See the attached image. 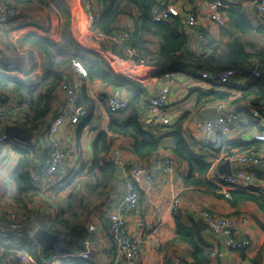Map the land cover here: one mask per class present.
<instances>
[{"label": "crops", "instance_id": "crops-1", "mask_svg": "<svg viewBox=\"0 0 264 264\" xmlns=\"http://www.w3.org/2000/svg\"><path fill=\"white\" fill-rule=\"evenodd\" d=\"M81 1L82 0H80L76 5V9L74 10V12L79 24V36L84 38L88 30L93 28V25L88 19L89 9H87L85 6H81ZM155 1L171 2L182 11H191L196 15L198 22L196 28L191 29V32H186L188 36L186 45L187 51L202 53L205 52L207 48L210 49L209 44H207V47H203L201 40L195 35V29H202L207 34L208 41L210 42L211 40H213L214 44L218 45V48L216 50L217 52H221L222 50H224V45L228 42L230 37V35L228 34L229 32H232V29L229 27L226 17L225 24L222 26L209 21L207 3L211 0ZM97 3L99 2L97 1ZM229 3L241 4L245 8L247 17L254 25L264 24V15L256 13L251 0H236ZM127 5L133 8L132 14L134 18L137 19L140 15L139 11L133 5ZM123 16H126L127 18V15L125 13H121L119 15V24L117 22L115 23L116 30L130 29L133 32V19L125 22V19L123 21L120 18H123ZM27 19L28 18L23 19L18 16L17 19L11 20L8 24H6V27H3L5 25L1 26V29L4 31H10L9 33H11L13 29L21 28L23 32L22 34H24L26 33L24 29L26 28L27 30L28 28V26H26V23L29 22ZM44 34H46V32H44ZM255 37L256 36L252 34L245 36L243 39L251 42L255 40L258 43L263 44L261 38ZM145 39L147 40L146 49L148 53L156 52L159 46L160 39L150 34L146 35ZM2 51L3 49L0 48V70L9 69L11 68V66H9L8 63H11L12 60L8 61L6 57H4ZM111 51L119 57L122 55L121 51L115 46L111 47ZM30 54L33 55V53ZM4 59L8 62H3ZM30 59H32V57ZM21 63H23L22 60ZM192 65L188 64L187 66L172 68L169 71L172 73V75H170L171 77L169 78L170 80L164 82L163 80L165 79L163 77V74H152L155 66H153L151 63H147V65L144 66L135 67L131 69V73L129 72L128 74H124V72L115 70L116 72H119L120 77H122V81L118 86L120 87L123 95L128 99V107L124 111H120V113L116 112L114 114H126L128 112V109L131 108V98L140 93V101L136 104L134 109L136 110L139 119L145 125V127L151 129L152 132L156 133V135L169 139L168 135L171 133V131H173L177 125H180L182 134L185 136V139L188 140L187 142L189 143L191 149L196 153L203 155L205 157V160L210 163L208 172L205 175V178L209 179L212 176L217 177L220 175H225L220 174L217 171V165L224 160L225 154L237 150L229 144L230 141L238 140L246 142L253 140L254 135L257 132L264 133V119H262V117H264V98L258 99L256 101V98L253 96L241 99V94L243 92L252 90L253 87L249 86V83L253 81L251 79H248L243 83L237 80H233L234 82H229L224 86L207 85L206 83L200 81V78L198 76V72L201 70V68H199L196 64ZM255 65L257 67V65L259 64ZM17 69H13L12 71H22L21 68L17 67ZM68 74L69 75L68 77H66L65 81H80L79 83H81L78 105L80 107H84L87 110V113L85 116L80 117L77 123L62 125L59 128V136L61 138L62 145L67 152V158L64 168L56 172L53 176L44 177L38 182L30 181L35 190L33 194L34 196H36L37 194L41 196L43 194L46 199L52 201L48 202V204L45 203L47 208H41L39 206L34 209V211L27 210L34 213L36 215L37 221H39L40 227L47 230L53 228L52 226L54 223L52 215L49 213V211H53L52 204H54L56 208L53 198L61 199V201L57 203L59 204V206H62V208H67L69 203H71L76 207L78 212H86V209H83L84 206L93 207L99 205L100 212L105 213L107 206L112 205L115 208L117 207L118 203L116 201V198H119L124 192V177L123 171L122 169H120V167H117L116 171L113 172L112 178H110V180L108 181L109 188L107 193L103 197L99 198L93 197L91 193L87 191V189L83 188V184L92 179L86 176H80L84 173V171H86L87 174L88 167L90 166L89 163H91V159L93 156V140L98 136L100 132L107 131L110 114L108 113L106 106H104L105 97L107 95V92L110 90V88L113 87V85L106 84L98 79H82L80 78L78 73L75 72V70L70 71ZM40 76L41 75H37L34 82H36L40 78ZM260 76H262L264 79L263 75ZM164 83L169 84L171 94L169 102L162 109L161 114L167 117L170 122L168 124H149L147 123L143 113L140 111V102L143 98L150 94L153 88ZM192 89H200L203 91L213 90L219 93L230 94V98L225 104L237 110L240 120L236 125L232 127L229 136L224 137L210 145H203L197 140L191 142V132L189 131V127H191L194 122L202 119L201 113L208 108L214 109L216 113V103H208L203 107L198 106L200 104L196 103V93L193 92ZM82 92H85L84 98L81 95ZM178 93L182 94V96L186 95V99L178 102V100H176L177 96H179ZM188 101H192L193 106L197 108L196 110L192 111L193 118L191 119V121L188 120L183 124L181 119L176 120L171 118V114L175 113L174 110L178 111L180 106L187 103ZM65 102L66 97L63 95L60 89H56L54 100L52 101V106L47 117L40 123L37 129L31 131L33 137L30 141L27 142L29 143L28 146L31 147L30 152L33 153L32 156L34 159V167H39L41 163L47 144L48 127L57 110ZM254 109H258L261 112L262 115L260 118L253 117L252 110ZM2 131L3 127L0 126V132ZM188 132L190 133L188 134ZM107 135L111 136L110 133H107ZM198 136L200 135L198 134L197 137ZM107 138L113 139V145L120 144L119 146L122 147V150L126 157L129 156L128 158H132L135 161L140 160V158H137L130 153L129 139L124 137ZM20 143L22 145H20ZM25 143L26 142L15 139V141L7 142L0 147V152L4 153L2 156L3 165L6 164L5 169H3V171H0V179L1 176H4V182H2L1 184H5V187L0 192L1 195L4 191H8L7 188L9 186L16 193L11 174L16 165V162L22 157V153L19 151V149H24L23 145H25ZM255 152H264L263 142L260 145L259 150ZM102 155L104 154L101 152L99 156L101 157ZM161 155H172L175 158V161L177 163L176 175L167 178L163 174L155 172L154 174L156 184L154 186V189L150 192H145L142 190V192L140 193V200L138 203V211L136 215L132 214L130 210H122V213L126 217V223L128 222L132 229L131 232L129 231V229L128 231L136 239H140L141 242L142 240L145 242V247L142 252L139 251V253L137 254L134 264H192V260L189 254V247L174 240L176 230L174 214H176L179 209V211H181V208L184 204H188L186 207L187 210L179 215L181 219L188 225H191L190 219H194L196 222V220L199 219L198 214L203 210L197 211L196 208H192L190 199L196 200L200 198L204 200V209L207 208V211H211L216 214H233L236 219H238L242 214H247L250 217L249 222L245 227H238L235 230V238H249L251 240V245L245 249L232 251L230 256H227L224 253L226 247L224 239L215 237L208 228L200 232L202 240L207 245H210L213 248V252L210 258V264H253L252 260L255 258L259 248L264 243V234L259 227V223L264 224V214L257 210L252 204H243L241 206H238L235 210H233V212L224 204L223 201L218 200L211 195H207L195 188L184 187L183 185L179 191L177 190V195H179L181 198V208L179 207L172 212L168 211L167 205L170 197L173 196V193H170L171 191L168 189V185L172 181L177 182L178 184H182L181 178L185 176L188 167L186 166L185 162H183V160L175 156L168 148H161L159 151L155 152L145 160L151 162L156 157ZM80 156H83V159ZM106 158L111 160L110 151L106 155ZM84 178H88V180H84L82 182V179ZM211 180L210 181L212 183L216 182L212 178ZM240 185L246 186L251 184L242 182L240 183ZM252 185L264 188V183L260 181H255V183ZM71 188L73 189V191H75L76 194H78L76 199L73 197V195L75 194H72L73 192L70 191ZM178 188L179 186H177L176 189ZM111 197L112 199H115L112 202L110 201ZM28 205L29 204H27V206ZM100 212L94 211L92 215L89 216L90 219L85 225V232L83 233V237L84 242L86 241L87 244L85 245L84 243L85 247L83 250L88 253L89 257L82 260L92 261L95 264H126L118 252L116 243L109 238V233L105 228L102 230L99 229L98 231L88 230L87 226L89 224H96L100 222V220L102 219V216H100ZM21 232H24L25 236H23ZM17 237L22 238L25 242L32 241L26 243H34L32 237L26 230L16 232V236H14L13 238ZM70 239L71 238H69V240ZM73 246L77 248V244L72 243V245L66 246L62 252L57 253H67L71 251L78 256V254L83 250H79L78 248L76 249ZM57 253L54 254L50 260H44V264H68L66 260L65 262L60 261L59 259L63 260V258H60L61 255ZM261 264H264V251L261 253Z\"/></svg>", "mask_w": 264, "mask_h": 264}, {"label": "trees", "instance_id": "trees-1", "mask_svg": "<svg viewBox=\"0 0 264 264\" xmlns=\"http://www.w3.org/2000/svg\"><path fill=\"white\" fill-rule=\"evenodd\" d=\"M4 2L15 9L18 7L14 5L21 7L33 3L47 6L52 4L57 14H59L58 32L62 41L56 40L55 37L40 34L37 31H28L20 36L19 41L22 45L32 46L43 54L46 70L36 82H28V79L24 80L19 76L9 75L0 70V90L9 89L12 94L11 97L16 99L15 103L23 106L19 112L14 111L15 106L13 104L9 106V110H2L0 112V126L17 124L30 131L37 129L51 109L56 89L66 80L68 73L74 70L73 57L84 65L87 79H98L113 86L120 85L122 77L110 69L98 54L82 44L84 38L79 36L76 15L69 0H10L14 5L6 0ZM157 3L159 2L155 0H96L98 6L96 5L93 11L95 16L92 24L93 28L104 34L115 31V23L119 15L123 13L122 4L133 5L140 15L137 19L132 15L134 25V31L131 34L132 45L138 52L147 56L148 63L155 66L153 75L163 74L174 67L187 66L188 64H196L201 69L264 65V24L254 25L247 17L245 8L241 4L227 3L225 8L222 9L228 20V25L232 29V32L228 34L230 37L224 45V50L217 52L218 45H215L214 41L211 40L208 41L210 47V49L207 48L208 51L194 53L186 50L188 36L183 30L179 17L170 16L159 21L153 19L152 8ZM23 14H25L24 11L19 9L18 16L22 17ZM17 18L15 17L13 20ZM35 23L28 22L26 26H34L40 29V24ZM148 34L160 39L158 49L154 53H148L146 49L147 40L145 36ZM252 34L256 36L255 38H261L263 44L255 40L251 42L243 39L245 36ZM13 69H17V67ZM248 79L253 80L249 83V86L253 88L250 91L243 92L241 99L249 96L255 97V101L264 98L263 77H249ZM233 80L238 81V79ZM233 80L230 82H234ZM193 92L196 93L195 101L200 104L198 105L200 107L208 103H227L230 98L228 93H219L213 90L195 89ZM139 94L131 98V108L128 109L126 114L121 115L110 112L107 131L100 132L93 140V156L86 174L92 180L83 184V188L87 189L93 197H103L107 193L108 181L117 169V165L106 158L114 143L113 139L107 137H124L129 139L130 153L137 158L147 159L161 148H168L175 156L183 160L188 167L185 176L182 177L184 187H192L211 195L223 201L232 211L243 204H252L264 214V188L253 185L242 186L240 184L226 186L212 183L205 178L210 163L205 160L203 155L191 149L182 134L180 125H177L171 131L168 135L169 139L158 136L151 129L145 127L134 109L140 101ZM81 95L84 98L85 92H82ZM4 98L6 97H0V105L3 104L2 100ZM13 113L18 114V117H7ZM185 116L186 113L181 118ZM107 133H110L111 136H108ZM229 144L238 151H258L262 142L255 139L246 142L232 140ZM25 145L27 147L19 149L22 157L16 162L11 175L16 191L14 198L20 204L21 209L27 211V203H23V198L28 195L30 198L28 201L32 203L35 190L28 174L29 167L34 163L33 153L30 152L29 143L26 142ZM101 152L104 155L100 157ZM72 194H75L73 197L76 199L78 194L75 192ZM83 209H86V212H78L76 207L69 203L67 208L58 206L53 208V211H49L54 220H52L54 222L53 228L49 230L68 240L71 238L67 244L59 243L45 248L36 241L33 244L26 243L32 241L25 242L22 238H13L16 235L5 233L4 236L0 237L1 255L3 258L10 257L7 259L17 264L20 261L19 253L28 254L32 257V263L30 264H44V260H50L54 254L62 252L66 246H70L72 243L77 244L79 250H83L85 247L83 237L85 225L90 219L89 216L94 211L100 212V208L99 205H96L93 207L84 206ZM29 212L31 211L25 213ZM100 216H102L100 222L105 225L104 227L108 231L106 227L107 213L100 212ZM174 221L176 224L174 240L189 247L192 264H210L213 248L202 240L195 225V220L190 219L191 225H188L181 219L179 214H174ZM259 227L264 234V224L259 223ZM21 234L25 236L24 232H21ZM263 251L264 243L252 260L253 264H261V253ZM57 254H64L67 258L63 260H66L68 264H95L92 261L82 260L71 251ZM3 258L0 260V264L5 260ZM59 260L61 261V259Z\"/></svg>", "mask_w": 264, "mask_h": 264}, {"label": "built area", "instance_id": "built-area-1", "mask_svg": "<svg viewBox=\"0 0 264 264\" xmlns=\"http://www.w3.org/2000/svg\"><path fill=\"white\" fill-rule=\"evenodd\" d=\"M236 0H212L207 3L209 21L219 26L225 24V15L222 9L226 4ZM256 13L264 15V0H251ZM82 6L89 9L88 19L93 24L94 8L96 0H82ZM152 16L156 21L165 20L170 16L180 18L183 30L191 32L196 28L198 22L196 15L187 11L184 12L171 2H159L152 8ZM18 17V10L7 5L4 0H0V26L8 24L13 18ZM132 31L130 29H118L109 33H102L95 28H91L84 36L83 44L89 45L98 52L100 49V57L108 63L114 65L115 70L131 73V69L147 65V56L138 52L132 45ZM195 35L202 42L203 47H207L208 36L202 29H195ZM115 46L122 55L119 57L111 51V47ZM110 49V51H109ZM124 61V62H123ZM74 70L80 78L86 79L87 72L85 67L78 61L73 62ZM171 72H164V81H169ZM200 79L205 80L211 85L227 84L233 79L239 82H245L249 77H259L260 74L256 69V65L245 66L241 68H224V69H201L198 72ZM80 82V81H79ZM60 88L65 92L66 102L57 110L49 127L47 135V144L44 156L39 167L33 164L28 169L30 181L38 182L40 179L53 176L56 172L62 170L65 166L67 152L62 145L59 136V128L62 125H70L78 122L79 118L85 116L87 110L78 105L79 95L78 86L80 83L64 81ZM171 90L168 83L161 84L152 89L150 94L143 98L140 102V111L149 124H168L169 119L161 114L162 109L168 104ZM105 106L107 111L116 113L125 110L128 107V99L121 92L120 87L113 89L105 98ZM216 117L211 120L197 121L189 127L191 132V142L197 140L203 145H210L224 137L230 135V131L236 125L240 118L237 110L225 103H219L216 106ZM254 118H260L261 112L258 109L252 110ZM264 119V117H262ZM200 135L197 137V135ZM14 139V138H13ZM254 139L264 143V133L257 132ZM11 138L7 137L3 131L0 132V147ZM120 145V144H119ZM118 144L112 145L110 150L111 161L120 167L124 177V192L119 198H116L117 207L109 205L106 207L107 224L109 238L117 245L118 252L126 264H134L137 254L140 251V242L136 239L127 228L126 217L122 210H130L136 215L140 193L143 191L150 192L156 184L155 172L164 176L173 177L176 175V161L172 155H161L149 162L145 159L133 160L125 156L122 147ZM25 148L26 145H23ZM229 159L231 164V173L229 175L212 176L214 183L221 185H235L242 182L246 184H254L255 181L264 183V152L255 151H231L224 155V159ZM211 178H209L211 180ZM212 181V180H211ZM177 186L182 188V184L172 181L168 185V189L173 193L167 205V210L172 212L180 207L181 198L177 195ZM115 199H110L114 201ZM115 201V202H116ZM210 232L218 238L224 239L226 247L225 255L230 256L232 251L245 249L251 245L249 238H235V230L238 227H245L249 222V215L242 214L236 219L233 214H216L211 211L203 210L198 214ZM105 225L101 222L89 224V231H98L104 229ZM5 228L11 232L28 231L32 237L33 231L40 227L36 215L32 212H9L0 215V229ZM85 245L87 242H84ZM20 261L17 264H30L32 257L28 254H21ZM78 256L81 259L89 257L86 251H81ZM1 264H15L10 259H5Z\"/></svg>", "mask_w": 264, "mask_h": 264}, {"label": "rangeland", "instance_id": "rangeland-1", "mask_svg": "<svg viewBox=\"0 0 264 264\" xmlns=\"http://www.w3.org/2000/svg\"><path fill=\"white\" fill-rule=\"evenodd\" d=\"M9 3L10 0H6ZM70 4L73 8V10L76 9V5L79 3L80 0H69ZM13 4V3H12ZM14 5V4H13ZM17 8V10H23L25 14H23L24 16H22L21 18L25 19L28 18L27 20L31 23H39L41 28L40 30H37L34 26H28L27 30L26 28L24 29L26 31V33L28 31H37L40 34L43 35H47L49 37H55L56 40L58 41H62L59 32H58V27H59V14H57L55 7L52 4L47 5H43L40 3H33L30 5H24V6H17L14 5ZM82 6V5H81ZM122 11L123 13H125L127 15L120 17L123 21L125 19V22L128 20H132V12H133V8L129 7V5H125L122 4ZM35 23V24H36ZM117 23L119 24V20L117 21ZM82 24V23H81ZM7 25L3 26L6 27ZM43 27V29H42ZM77 27L79 28V24L77 22ZM43 31H46V34H44ZM48 31V32H47ZM10 31H4L1 29L0 26V48L3 49L2 53L4 54V57H6V59L8 61H11V63H8L9 66H11V68L9 69H3V71L7 74H12V75H18L19 77H24L23 79H28V82H34L36 80V76L37 75H42L44 74L45 70H46V63L44 60V56L42 53H40L36 48L29 46V45H22L20 40V36L22 35V30L21 28H16L13 29L11 33H9ZM86 47H89L88 49L95 51L94 49H92L91 46L87 45ZM99 53L101 52L100 49H96ZM98 52H95L96 54L100 55ZM30 53H33V55H31ZM32 57V59H30ZM76 58L73 57V62L74 61H78L79 60H75ZM7 60L4 59L3 62H8ZM21 60L23 61V63H21ZM104 61V60H103ZM105 62V61H104ZM81 63V62H80ZM106 65L109 66L110 69H112L113 71H115L114 65L108 62H105ZM82 64V63H81ZM83 65V64H82ZM84 66V65H83ZM14 67H18L21 68L22 71H18V72H13L12 69ZM73 71V70H72ZM116 72V71H115ZM119 74V72H116ZM200 81H202L203 83H206L207 85H211L210 83L206 82L205 80L200 79ZM74 83H79L78 81H73ZM81 84V83H80ZM217 86H224L226 84H215ZM214 85V86H215ZM80 86H78V95L80 92ZM57 89H60V91L63 93V95L66 97L65 92L60 88V86H58ZM113 89H118V86H113L112 88H110V90L107 92V95L109 93L112 92ZM187 93V91H186ZM171 94V93H170ZM179 96H177L176 100L181 101L183 99H186V95L182 96V94L178 93ZM11 91L9 89L7 90H0V97H6L2 100L3 104L0 106V112L3 110H9V106H11L12 104L15 106L14 111L15 112H19L22 109V105H17L15 103L16 99L11 97ZM106 95V96H107ZM8 96V97H7ZM106 98V97H105ZM170 98V96H169ZM79 99V98H78ZM191 99V98H190ZM185 101V100H184ZM218 104L215 105V107ZM105 106V105H104ZM197 108H195L192 104V101H188L185 104H182L179 108V110H174L175 113L171 114V118L173 119H182V123H186L188 120L191 121V119L193 118V114L192 111L196 110ZM187 111V112H186ZM108 113L110 114V112L108 111ZM186 113V116L184 118H181L182 115ZM239 115V114H238ZM7 117H12V118H17L18 114L13 113L10 114V116ZM207 120H211V119H207ZM199 121H205V119H201ZM170 122V121H169ZM190 132H188L189 134ZM15 141V139L11 138L12 142ZM188 141V140H186ZM27 142V141H26ZM20 145H22L20 143ZM3 152H0V171H3V169H5V165H3L2 162V156H3ZM83 159V156H80ZM67 158V157H66ZM66 161V159H65ZM86 174V171H84L83 174H81V177H89ZM50 177V176H47ZM90 178V177H89ZM182 179V178H181ZM84 180H88V178H84L82 179V182ZM2 182H4V176H1L0 179V192L1 190L5 187V184H1ZM183 182V179H182ZM8 191H4L3 194L1 195L0 193V215L1 214H8L9 212H27L23 209H21L20 204L15 200L14 195L15 192L13 189L10 188V186L7 188ZM181 189V188H179ZM71 192H75L73 191V189H70ZM28 200H30L29 196H25L23 198V203H27L29 204L26 208L28 210H32L34 211V209H36L37 207H41V208H47L45 203L48 204V202H52L51 200H48L44 197V195L42 194L41 196H39L38 194L36 196L33 197L32 199V203H30ZM53 201L55 202L56 207L59 206V204L57 202L61 201V199L58 198H53ZM190 204L192 206V208H196L197 211L199 210H206L207 208L204 209V205L203 202L204 200L200 199H196V200H192L190 199ZM94 205V204H92ZM187 205L188 204H184L181 208V211H177L176 214H182L183 212H185L187 210ZM52 207L55 208L54 204H52ZM250 218V217H249ZM127 227L129 229V231L131 232V226L130 224L127 222ZM12 234V235H16V233H13L9 230H6L5 228L0 229V237L4 236V234ZM140 241V239H139ZM146 241V240H145ZM145 247V242L142 240V242L140 241V252L143 251ZM2 250V248L0 247V251ZM61 257L60 258H67L64 254H60ZM3 258V256L1 255L0 252V260ZM10 258V257H7ZM7 258H3V259H7ZM62 262H65V260H62Z\"/></svg>", "mask_w": 264, "mask_h": 264}, {"label": "water", "instance_id": "water-1", "mask_svg": "<svg viewBox=\"0 0 264 264\" xmlns=\"http://www.w3.org/2000/svg\"><path fill=\"white\" fill-rule=\"evenodd\" d=\"M256 69L260 75L264 76V65L259 64L257 65ZM201 117L205 120L214 119L216 117V113L214 109L208 108L201 113ZM3 133L9 138L18 139L21 141H30L33 137V134L30 130L17 124L4 125ZM217 171L220 174L229 175L231 173V164L229 159L226 158L220 162L217 165ZM195 225L199 232H202L208 228L206 223H204L201 219L196 220ZM33 239L39 245L45 248L55 246L59 243L67 244L69 242V240L65 237L43 228H37L33 231Z\"/></svg>", "mask_w": 264, "mask_h": 264}, {"label": "clouds", "instance_id": "clouds-1", "mask_svg": "<svg viewBox=\"0 0 264 264\" xmlns=\"http://www.w3.org/2000/svg\"><path fill=\"white\" fill-rule=\"evenodd\" d=\"M44 229V228H43ZM13 233H16V231L15 232H13ZM32 240L35 242V240L33 239V235H32Z\"/></svg>", "mask_w": 264, "mask_h": 264}]
</instances>
